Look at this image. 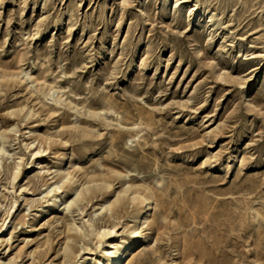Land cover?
Returning <instances> with one entry per match:
<instances>
[{"label":"rangeland","instance_id":"rangeland-1","mask_svg":"<svg viewBox=\"0 0 264 264\" xmlns=\"http://www.w3.org/2000/svg\"><path fill=\"white\" fill-rule=\"evenodd\" d=\"M264 264V0H0V264Z\"/></svg>","mask_w":264,"mask_h":264},{"label":"bare ground","instance_id":"bare-ground-1","mask_svg":"<svg viewBox=\"0 0 264 264\" xmlns=\"http://www.w3.org/2000/svg\"><path fill=\"white\" fill-rule=\"evenodd\" d=\"M125 255V252L116 248L108 253V255L105 256V259L109 261V264H126V260H123L122 258Z\"/></svg>","mask_w":264,"mask_h":264}]
</instances>
